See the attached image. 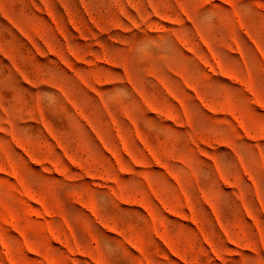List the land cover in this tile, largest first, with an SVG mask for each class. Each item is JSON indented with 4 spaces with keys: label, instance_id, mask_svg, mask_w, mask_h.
Wrapping results in <instances>:
<instances>
[{
    "label": "rangeland",
    "instance_id": "1",
    "mask_svg": "<svg viewBox=\"0 0 264 264\" xmlns=\"http://www.w3.org/2000/svg\"><path fill=\"white\" fill-rule=\"evenodd\" d=\"M0 264H264V0H0Z\"/></svg>",
    "mask_w": 264,
    "mask_h": 264
}]
</instances>
